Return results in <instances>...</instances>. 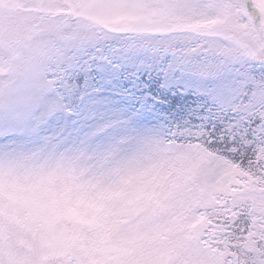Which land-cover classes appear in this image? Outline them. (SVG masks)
<instances>
[{
    "label": "snow or ice",
    "instance_id": "6c2138e0",
    "mask_svg": "<svg viewBox=\"0 0 264 264\" xmlns=\"http://www.w3.org/2000/svg\"><path fill=\"white\" fill-rule=\"evenodd\" d=\"M0 264H264V0H0Z\"/></svg>",
    "mask_w": 264,
    "mask_h": 264
}]
</instances>
